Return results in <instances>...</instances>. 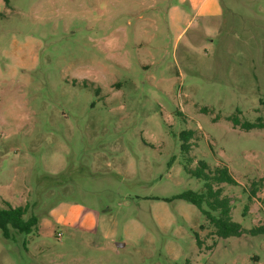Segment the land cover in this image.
<instances>
[{"label": "rangeland", "instance_id": "obj_1", "mask_svg": "<svg viewBox=\"0 0 264 264\" xmlns=\"http://www.w3.org/2000/svg\"><path fill=\"white\" fill-rule=\"evenodd\" d=\"M219 1L0 0V207L39 218L0 264H264V128L228 119L264 120V0ZM186 129L241 235L177 197Z\"/></svg>", "mask_w": 264, "mask_h": 264}, {"label": "trees", "instance_id": "obj_2", "mask_svg": "<svg viewBox=\"0 0 264 264\" xmlns=\"http://www.w3.org/2000/svg\"><path fill=\"white\" fill-rule=\"evenodd\" d=\"M235 126H239L244 130L254 128H264V120L261 116L255 121H241L238 115H229ZM193 130L186 129L181 131L182 148L188 154L185 168L192 176L205 180L202 191L185 190L177 197L185 199L196 206L206 215L209 222L214 226L215 233L220 237L227 238L229 236H238L243 233L242 225L233 219L231 199L227 195H223L221 183H229L237 185L238 180L227 165H217L212 168L208 162L203 159L198 160L196 167H192L193 157L189 154L191 150L190 138ZM257 190V188L255 189ZM254 190V194L255 191ZM207 204L208 209L204 208ZM27 207L12 206L7 202L6 207H0V229L6 238H14L15 233H31L38 226L39 218L31 215L25 218ZM264 232V226H257L251 229V233L256 235ZM184 264H193L187 260Z\"/></svg>", "mask_w": 264, "mask_h": 264}, {"label": "crops", "instance_id": "obj_3", "mask_svg": "<svg viewBox=\"0 0 264 264\" xmlns=\"http://www.w3.org/2000/svg\"><path fill=\"white\" fill-rule=\"evenodd\" d=\"M189 2L191 5V8L195 10L196 14H201V15H213L217 14L221 11V5L219 0H179V3ZM173 8L174 13V18H177L176 16L179 17V12L182 11L181 5H176ZM176 15V16H175Z\"/></svg>", "mask_w": 264, "mask_h": 264}]
</instances>
